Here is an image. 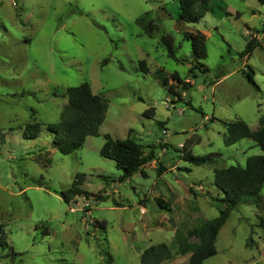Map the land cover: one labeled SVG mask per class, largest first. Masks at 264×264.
<instances>
[{
  "label": "rangeland",
  "instance_id": "obj_1",
  "mask_svg": "<svg viewBox=\"0 0 264 264\" xmlns=\"http://www.w3.org/2000/svg\"><path fill=\"white\" fill-rule=\"evenodd\" d=\"M215 9L186 23L178 0H0V264H102L107 254L113 264H141V252L159 242L173 253L159 264H189L173 235L224 206L213 169L262 152L251 138L225 144L222 121L254 129L264 112V0H221ZM194 29L205 34V58L193 59L183 36ZM167 33L179 60L160 41ZM248 41L255 46L242 56ZM248 66L259 89L244 76ZM172 72L185 83L174 81L178 95L158 78ZM84 81L107 111L97 135L63 153L45 124L59 120L66 87ZM28 122L43 123L39 135H25ZM128 131L152 158L120 181L121 169L99 150L104 134ZM186 149L218 154L195 165ZM77 173L88 195L67 203L61 192ZM258 197L231 210L202 264H264V185Z\"/></svg>",
  "mask_w": 264,
  "mask_h": 264
},
{
  "label": "trees",
  "instance_id": "obj_2",
  "mask_svg": "<svg viewBox=\"0 0 264 264\" xmlns=\"http://www.w3.org/2000/svg\"><path fill=\"white\" fill-rule=\"evenodd\" d=\"M219 2L221 0H178V18L186 23H196L205 13H215V7ZM222 12L223 14L228 13L227 11ZM139 21L144 25L143 18H140ZM148 30L151 29L148 28ZM182 33L184 38L190 41L193 59L205 58V34L196 29L182 30ZM160 41L165 45L167 55L179 60L175 56L173 36L168 33L162 34ZM254 46V42L248 41L240 55L249 54ZM139 63L141 70L146 72L148 68L145 60L142 59ZM204 69L206 70L207 68L204 67ZM248 69V71H243L244 76L256 89H259L253 78L254 71L252 67L248 66ZM158 78L168 92L175 95H178L175 85H185L177 72H172L170 75L159 74ZM170 79L172 82L169 81ZM174 81H176V84H173ZM64 93L67 97V102L62 106L59 120L45 125L52 139V144L63 153H70L79 149L87 136L99 133V126L104 120L108 102L105 97L93 93L87 81L66 87ZM148 110L144 114L153 113L152 109ZM222 122L225 126V144L230 145L242 138H251L259 145L262 152L248 155L244 166L235 164L213 169L214 183L223 193L221 198L215 199L223 203L224 206L217 207L218 215L189 228L185 233L178 232L173 235V240L177 243L179 252L189 253V264H202L204 259L216 253L215 242L218 231L225 223L231 210L243 201L246 195H256L258 197L264 185V112L259 116L258 125L254 129L240 118ZM42 124L40 122L26 123L25 135H39ZM129 131L128 136L124 139L113 138L107 133L104 134V141L99 150L100 155L114 160L116 166L121 169L120 181L130 177L152 158L151 153H144V146L131 137ZM216 154L218 153L192 155L186 149L184 159L195 165H200L213 162L215 160L213 157ZM160 171L161 168H158L157 172L159 173ZM83 178V174L77 173L70 186L61 192V197L65 202L68 203L74 196L88 195L81 188ZM103 178H105L104 175ZM257 199L260 198L258 197ZM156 203L162 209H169L165 202L159 198L156 199ZM191 237H195L197 241L189 242ZM4 244H7L6 232L4 224L0 222V246L2 247ZM172 255L171 247L164 242H159L149 245L141 252L140 263L159 264L163 260L172 257ZM102 264H113L112 256L107 254Z\"/></svg>",
  "mask_w": 264,
  "mask_h": 264
}]
</instances>
